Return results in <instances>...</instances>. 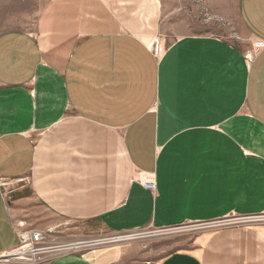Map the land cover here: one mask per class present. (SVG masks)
I'll list each match as a JSON object with an SVG mask.
<instances>
[{
	"label": "crops",
	"instance_id": "obj_1",
	"mask_svg": "<svg viewBox=\"0 0 264 264\" xmlns=\"http://www.w3.org/2000/svg\"><path fill=\"white\" fill-rule=\"evenodd\" d=\"M239 13L253 56L168 38L160 0H47L35 30L0 35V253L26 228L43 264H118L81 231L264 215V0ZM155 264H264V227L203 229Z\"/></svg>",
	"mask_w": 264,
	"mask_h": 264
},
{
	"label": "rangeland",
	"instance_id": "obj_2",
	"mask_svg": "<svg viewBox=\"0 0 264 264\" xmlns=\"http://www.w3.org/2000/svg\"><path fill=\"white\" fill-rule=\"evenodd\" d=\"M47 0H0V35L32 32ZM163 7V33L168 38L200 34L218 36L232 42L246 54L257 51V44L244 26L239 0H160ZM264 227V215L246 219L231 217L224 221L177 229L111 234L97 227L82 230L83 250L111 248L122 252L118 264H155L167 254L182 249L203 229L223 227ZM26 229V228H23ZM133 237V238H132ZM18 245V244H17Z\"/></svg>",
	"mask_w": 264,
	"mask_h": 264
},
{
	"label": "built area",
	"instance_id": "obj_3",
	"mask_svg": "<svg viewBox=\"0 0 264 264\" xmlns=\"http://www.w3.org/2000/svg\"><path fill=\"white\" fill-rule=\"evenodd\" d=\"M152 49L155 55L161 54L163 50L158 40ZM249 59L250 56L247 57V60ZM139 180L145 188L155 190L154 177L140 174ZM52 250L53 247L47 245L45 233L38 230L22 229L19 232V244L11 251L0 253V263L43 264L45 255Z\"/></svg>",
	"mask_w": 264,
	"mask_h": 264
},
{
	"label": "bare ground",
	"instance_id": "obj_4",
	"mask_svg": "<svg viewBox=\"0 0 264 264\" xmlns=\"http://www.w3.org/2000/svg\"><path fill=\"white\" fill-rule=\"evenodd\" d=\"M133 238V237H132Z\"/></svg>",
	"mask_w": 264,
	"mask_h": 264
}]
</instances>
